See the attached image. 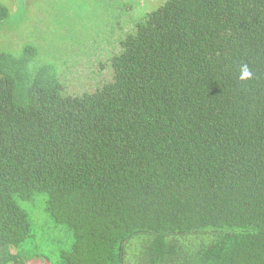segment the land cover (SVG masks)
Listing matches in <instances>:
<instances>
[{"label": "trees", "instance_id": "trees-1", "mask_svg": "<svg viewBox=\"0 0 264 264\" xmlns=\"http://www.w3.org/2000/svg\"><path fill=\"white\" fill-rule=\"evenodd\" d=\"M25 1L46 25L0 0L23 36L0 49V264H264V0H166L73 94L67 19L97 0Z\"/></svg>", "mask_w": 264, "mask_h": 264}, {"label": "rangeland", "instance_id": "rangeland-1", "mask_svg": "<svg viewBox=\"0 0 264 264\" xmlns=\"http://www.w3.org/2000/svg\"><path fill=\"white\" fill-rule=\"evenodd\" d=\"M10 4H8L14 11L20 12V16L24 14V16H33L36 24L40 26L46 25V23H39V18L44 17L45 14L42 10L39 11L38 7L35 5L32 7L25 1V5H22L21 0H9ZM126 5L121 7L124 11L126 10V15L123 14L125 22L116 23V14L117 11L112 7L111 9H105L100 1L97 0V3L86 2L84 7L80 8V14L77 17H71L70 21L67 19V23H70L72 31H74L76 36L81 37L83 40L81 49V55L73 56V58L69 59V64H65L61 66L63 75V80L66 82V87L69 93H82L84 91H94L97 87L101 86L104 81L111 80L112 71L110 69H106L104 71L101 70L100 61H105L108 55L111 54L112 49H109V41L113 44L112 48L117 51L119 44L117 42V38L124 36L125 32L133 30L135 28L136 23L143 18L147 13L154 10L158 6L162 5L166 0H121ZM13 3V5H12ZM12 5V6H11ZM131 6V7H130ZM32 7V8H31ZM110 7V6H109ZM128 7V8H127ZM103 8V9H102ZM25 19V18H24ZM104 20V21H103ZM115 20L114 25V33L111 35L110 29L107 31L104 28V24L112 25V22ZM47 22V21H44ZM18 23V22H17ZM24 23V22H21ZM16 21H13V28L15 29ZM29 26H28V25ZM32 22L27 21L26 24H22L20 28L31 29ZM12 26V25H11ZM56 26H52L50 28L54 29ZM103 27V33L107 35L104 37L103 33H99L100 29ZM2 28V27H1ZM58 28V27H57ZM111 28V27H110ZM13 29V30H14ZM112 29V28H111ZM13 30H10V27H3L0 31V49L7 44L12 38L13 43L15 45L19 44L21 40H19L20 34L14 33ZM20 32V31H19ZM25 32V31H24ZM98 40H96V36H98ZM19 35V36H18ZM84 36L86 39L84 40ZM23 37V36H22ZM21 37V38H22ZM25 40L28 42L37 41L35 38H28ZM11 42V41H10ZM67 47V43L61 44ZM60 45V47H61ZM63 50H67V49ZM12 49V47L10 48ZM63 55V54H62ZM65 59H67V55H63ZM73 61L75 62L73 64ZM193 237V243L195 246L202 244H209L213 239L211 236L200 235V236H191ZM137 240H139L137 238ZM135 241L136 249L139 247V241Z\"/></svg>", "mask_w": 264, "mask_h": 264}, {"label": "clouds", "instance_id": "clouds-1", "mask_svg": "<svg viewBox=\"0 0 264 264\" xmlns=\"http://www.w3.org/2000/svg\"><path fill=\"white\" fill-rule=\"evenodd\" d=\"M238 78L241 82H247L249 80L255 79V73L248 63H243L240 65V74Z\"/></svg>", "mask_w": 264, "mask_h": 264}]
</instances>
